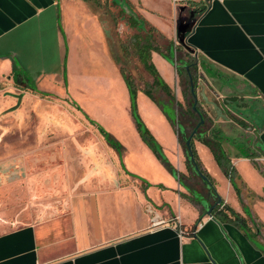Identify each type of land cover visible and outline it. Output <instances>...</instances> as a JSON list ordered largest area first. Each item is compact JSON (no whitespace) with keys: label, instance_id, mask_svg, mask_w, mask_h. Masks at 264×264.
<instances>
[{"label":"crops","instance_id":"obj_1","mask_svg":"<svg viewBox=\"0 0 264 264\" xmlns=\"http://www.w3.org/2000/svg\"><path fill=\"white\" fill-rule=\"evenodd\" d=\"M127 1L154 26L182 13L181 50L188 48L201 59L197 90L204 80L221 100L232 83H244L264 105V0ZM116 31L84 0H0V147L21 149L18 155L26 158L43 153L40 146L59 150L69 183L77 175L70 167L75 158L83 159L86 168H78L88 172L82 185L69 188L65 201L41 207L37 219L19 224L0 218V264H264V243L254 230H264V167L257 163L264 160V123L245 135L217 112V119L209 117L199 102L207 121H198L187 133L189 123L173 125L160 105L140 91L139 115L178 172L173 175L138 133L127 84L123 110L111 116L120 153L102 140L97 125L109 128L99 117L78 113L95 134L53 101L63 99L57 88L73 95L80 77L74 68L80 37L91 64L101 57L124 79L119 58V38L124 37ZM152 63L173 88L175 66L155 52ZM203 138L221 144L235 167L241 195ZM190 139L212 182L200 170L192 145L189 149ZM254 153L260 158H246ZM43 156L28 163H42ZM220 201L244 217L245 226L230 211L214 212ZM182 227L193 228L194 234Z\"/></svg>","mask_w":264,"mask_h":264},{"label":"rangeland","instance_id":"obj_2","mask_svg":"<svg viewBox=\"0 0 264 264\" xmlns=\"http://www.w3.org/2000/svg\"><path fill=\"white\" fill-rule=\"evenodd\" d=\"M99 3L101 5L99 13L102 18L114 29L118 30L116 32H118L119 37H124L123 39L126 46L128 43H131L132 37L136 35L138 31H148L151 27L155 29L154 31H157L154 32V37L157 39L156 41L163 52H166V48L170 42L180 46V31H177L179 24L182 22V13L180 11L177 10L178 12H175L171 18H163L162 26H154L143 19L138 10L132 6L134 13H125L119 6L113 5L111 0H99ZM89 4L95 8L94 3L91 2ZM133 14L134 17H136V21L140 23L137 29L132 28L129 23V18ZM188 17L190 18V16ZM142 20L146 24L142 23ZM90 33L93 34L92 32ZM76 53L78 55L80 54V56L76 57L74 68L80 74V77L76 78L73 83L75 88L73 95L70 96L67 89L63 93L57 88V96L63 99L62 101L53 99V101L57 102L55 104H61L60 106L62 109L66 108L71 111L80 120V123L82 122L89 130L92 129V132L98 134L97 130L93 127L91 128L89 123L78 113L82 112L86 115V111H88L95 114L96 117H99L106 124V128H109V130L104 128L103 130L114 137L113 132H116V123L112 124L113 121L111 122V116L118 117L120 111L123 110L121 99L122 94L127 93L126 83L124 79L121 78L122 76L117 77L119 74L112 62H104L101 57H95L93 64L89 62L90 51L88 48H85L83 37H80V39L78 38ZM119 58L121 60V67L131 76L134 83L138 87L145 88L148 79L151 77L144 71L137 59L133 56H129V58L125 57L123 54H121ZM193 58L198 60V72H193L194 76L201 77V59L188 48L179 50V52L175 54L174 63L172 64L177 71L176 64L178 66H183L182 63H185L187 60L193 61ZM85 72L88 73V76ZM177 75L176 82L171 89L176 97V101L178 102L179 100V103L181 102V108L176 104H174L175 108H171L169 105L167 106L166 95L160 91V89H155L153 93L155 99L161 105H165L167 108L173 110L176 118L181 124H190L187 128L189 129L187 133H190L199 119L197 116H193L192 113V96L190 95L188 84L185 78L179 76L178 71ZM205 83L207 82L204 80L200 81L201 89L197 90V96L198 101L203 105L202 108L209 117L217 119V112L222 119L226 116L225 119L232 124L239 125L234 122L236 120L244 121L245 127L242 128V131L245 135H249L247 131L255 128L258 123H264V105L256 98V94L253 90L244 83H232L233 85H230L232 91H229L228 96L221 100H216V95L207 90ZM181 93L183 96H181ZM221 109H223L222 113L220 112ZM64 112L67 114L66 111ZM43 119V116L40 115V125L43 123ZM88 133L91 134L90 131H88ZM100 136H102V140L110 146L106 137L102 134ZM5 144L6 143L0 147V218L19 222V224H21L20 222L33 221L37 219L41 207L60 204L68 198L70 187H78L83 184V180H80L83 175V173H80L83 172V169L78 168L81 164H79L78 158H75L76 162H70L68 160L73 170L76 168L78 169L76 171V177L69 183L66 179V171H69L67 168L68 164L66 165V159L60 155L59 150L51 149V146H48V149L42 150L40 146L44 154L37 153L26 158L18 155L21 149H15L11 152L6 149ZM40 149H34L32 151L39 150L40 152ZM36 155L38 156V160H40V156L44 155L42 163H40V161L35 164L32 162L28 163V161L34 160ZM257 163L262 168L264 167V160H259ZM40 181L42 184H40ZM196 196L200 198L199 195ZM254 230L256 233H259L260 239L264 243V230L260 227H254Z\"/></svg>","mask_w":264,"mask_h":264},{"label":"trees","instance_id":"obj_3","mask_svg":"<svg viewBox=\"0 0 264 264\" xmlns=\"http://www.w3.org/2000/svg\"><path fill=\"white\" fill-rule=\"evenodd\" d=\"M87 3H94V7L99 11V8H101V5L99 3V0H84ZM113 5L116 6L114 1L112 2ZM127 3L131 6V4L127 1ZM129 23L132 28H138L140 23L136 21L133 17L129 18ZM142 23L146 24L143 20ZM155 29L153 27L149 28L148 31H138L136 35H134L131 39V43H128L127 46L124 43V39H120V45L123 50V56L128 57L133 56L137 59V61L142 65L144 71H146L150 77L153 79L152 84H147L145 88L142 90L140 87H138L134 81L132 80L131 76L126 72L124 68L121 67V72L122 75L124 76V79L126 81L127 87L129 89L130 93V100H131V112L132 116L134 118L138 133L140 134L142 140L154 151V153L158 156V158L165 164L166 168L168 171H170L173 175H177L178 172L175 170V168L170 164L166 156L164 155L160 145L157 143L155 138L152 136L148 128L146 127L145 123L141 119L139 112H138V105H137V97L138 93L140 91L144 92L150 99H152L154 102H156L160 107L162 108L163 112L165 115L168 117L169 121L172 122L173 125L179 124V120H177L175 113L173 112L172 109L167 108L165 105H161L154 97V90L155 89H160L169 99L171 104H176L179 108H181V104L176 101V97L172 91V89L169 87V85L162 79L160 76L158 70L156 69L155 65L152 63V53H159L162 54L163 57L170 63H174V56L176 53L181 50L180 46H177L176 44L170 42L168 43V46L166 48V52H163V50L159 47L157 43V39L154 37V31ZM130 46V47H129ZM193 61L187 60L185 63H182L183 66H178L177 71L180 77L185 78L186 83L188 84V88L190 91V95L192 96V103H191V109L193 116H197L199 119V122L201 123L202 120L205 122L207 121V117L204 114L203 111H201L199 105L196 106V110L194 109V97L192 94V86H191V79L194 83L195 86V93L197 94V89H198V77L194 76L193 72H198V65H197V59L193 58ZM120 66H121V60H120ZM199 104V103H198ZM235 123L239 124L241 128L245 127L244 121L241 120H236L234 121ZM91 124L95 125L93 121H90ZM98 130L100 133L106 137L109 145L111 148H113L116 152L120 153V149L122 148L120 143L115 140L112 136H110L107 132L103 130L102 127L97 125ZM212 136H218V132H213ZM203 141L206 145L210 146L213 148V152L216 158V161L230 183L232 184L233 188L237 192L238 196L241 195V190L238 187L237 181H236V170L235 167L232 165L228 155L226 154L225 150L221 146L218 141L211 139L210 142L207 141V139L203 138L200 139ZM192 145V150L193 154L195 157V160L204 175L208 177L210 182H212L211 178L209 175L203 171L202 165L200 163L199 157L197 155V152L194 148V143H191ZM255 157L247 155L246 158H260V155L257 153H254ZM256 165V164H255ZM230 211L232 214V217H234V221H236L239 225L245 226L246 224V219L242 217L241 215L237 214L234 210H232L228 205L224 204L222 202L215 210L214 212L223 214L224 211ZM248 215L250 213L246 211ZM227 217V216H226ZM183 232L187 233L188 235L192 236L194 234V229H189V231H185L184 227H182Z\"/></svg>","mask_w":264,"mask_h":264},{"label":"water","instance_id":"obj_4","mask_svg":"<svg viewBox=\"0 0 264 264\" xmlns=\"http://www.w3.org/2000/svg\"><path fill=\"white\" fill-rule=\"evenodd\" d=\"M113 1H114V3H115L117 6H119V7H120L125 13H127V12L134 13L133 10H132V7L127 3V0H113ZM131 17H133L134 19L136 18V17H134V14L131 15ZM191 86H192V94H193V97H194V100H195V102H194V109L196 110V109H197L196 106H197V104L199 103V101H198V96H197V94L195 93V86H194V83H193L192 79H191ZM203 96H204V95H203ZM203 98L206 99L205 97H203ZM220 112L222 113V112H223V109H221ZM223 116H224V115H223ZM223 116H222V117H223ZM225 118H226V116H225ZM225 118H224V119H225ZM225 120H227V119H225ZM201 123H204V120H202ZM187 145H188L189 149H191V139L188 140ZM200 176H201L204 180H207V178H206L204 175L200 174ZM219 203H221V201H220ZM212 211H213V209H210V210L208 211V215L212 216Z\"/></svg>","mask_w":264,"mask_h":264},{"label":"flooded vegetation","instance_id":"obj_5","mask_svg":"<svg viewBox=\"0 0 264 264\" xmlns=\"http://www.w3.org/2000/svg\"><path fill=\"white\" fill-rule=\"evenodd\" d=\"M43 99V98H42ZM4 116H6V115H4ZM4 116H2V117H4ZM263 117V116H262ZM260 125V123H258V126ZM58 135V133H56V135H54V137H52V138H55L56 136ZM52 136V135H51ZM88 138V137H87ZM79 161H80V166H82V167H84V168H86V166H85V164H84V162H83V159H79ZM78 169L76 168L75 169V171H77ZM83 175H82V177L80 178V180H83L84 179V177L88 174V172L86 171V169H83ZM85 180V179H84Z\"/></svg>","mask_w":264,"mask_h":264}]
</instances>
